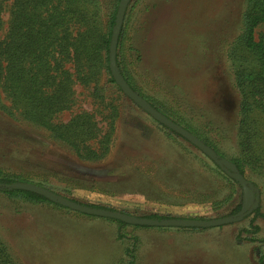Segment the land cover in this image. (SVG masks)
<instances>
[{
    "label": "rangeland",
    "instance_id": "obj_1",
    "mask_svg": "<svg viewBox=\"0 0 264 264\" xmlns=\"http://www.w3.org/2000/svg\"><path fill=\"white\" fill-rule=\"evenodd\" d=\"M244 1L130 0L124 22L133 87L214 143L232 171L237 167L230 158L238 151L234 72L238 62L252 66L245 64L248 56L237 46L231 51L237 55L228 53L240 32ZM10 3L2 13L4 21ZM94 11L104 25L107 5L99 2ZM254 35L264 37V22ZM99 84L106 88L101 98L89 86L72 85L71 107L58 112L55 120L93 122L96 135L86 138L93 148L112 124L108 151L77 156L66 142L22 119L15 103V117L0 111V168L41 182L63 198L135 216L213 219L228 216L239 202L241 208L230 216L250 208L253 189L233 179V192L229 176L203 151L107 83L106 73ZM257 142L244 177L260 189V214L253 223L259 227L255 236L264 239V133ZM223 199L218 209H211ZM252 215L250 211L230 223L197 229L120 225L57 202L12 200L0 193V242L12 264H118L134 240L133 264H258L261 242L236 237Z\"/></svg>",
    "mask_w": 264,
    "mask_h": 264
},
{
    "label": "trees",
    "instance_id": "obj_2",
    "mask_svg": "<svg viewBox=\"0 0 264 264\" xmlns=\"http://www.w3.org/2000/svg\"><path fill=\"white\" fill-rule=\"evenodd\" d=\"M8 1L0 0V29L2 25L6 24L2 34L0 31V111L15 117L14 108L16 107L14 104H20L21 109L18 114L22 119L45 128L54 139L66 142L77 156L89 158L92 155H103L108 151V140L113 131L112 124L100 139L101 143L98 147L93 148L86 142V138L96 135L95 132L98 128L93 122L87 121V118L81 121L72 119L68 122H59L55 120V116L58 112L71 107L70 96L74 92L72 89L74 84L91 87L94 97L101 98L106 89L105 85L99 84V77L102 73H106L107 83L114 84L121 91L115 84L108 66L111 30L115 22L119 0H11L9 15L4 21L2 13L6 9ZM99 2L108 7L107 22L104 25L100 24L98 14L94 11V9L97 10ZM89 5H92L93 9L88 8ZM127 14L126 8L117 42L116 64L125 81L137 92L129 80V70L124 53V22ZM263 22L264 0H245L240 16V32L233 40L234 46L229 48L230 51L228 50L230 57L237 55L235 52H231L237 46L248 56V62L245 64H252L251 67H247L238 62L234 72V86L239 94L236 109L238 151L230 159L243 176L246 164L250 163V154L254 152L252 151L253 146L258 143V138L264 133V130H260V125H264V37H255L254 35L255 27ZM142 97L145 98V96ZM146 100L148 101V99ZM148 102L156 110L199 138L215 152L218 158L225 156L196 128L187 125L152 102ZM170 131L176 136L179 135L173 130ZM227 178L234 192L235 182L233 179ZM18 181L45 187L41 182L30 180L27 176L7 172L0 168V193L12 200L52 203L44 196L34 192L5 187L6 184ZM250 184L253 189L255 188L254 196H259L258 186L254 183ZM48 189L50 190V188ZM229 197L226 196L224 199ZM224 199L214 202L211 209H218ZM86 205L114 210L94 204ZM240 208L241 202L229 215ZM251 213L253 215L248 227L240 230L236 237L239 240L248 239L261 242L258 264H264V239L255 236L259 227L253 223L260 214V206L257 205L251 210ZM141 217L155 220L184 218L157 213ZM185 218L209 219V217L202 216ZM116 221L120 225H129L119 220ZM180 227L198 228L187 225ZM134 241L131 246L125 248V258L118 264L134 263ZM0 264H12L1 242Z\"/></svg>",
    "mask_w": 264,
    "mask_h": 264
},
{
    "label": "water",
    "instance_id": "obj_3",
    "mask_svg": "<svg viewBox=\"0 0 264 264\" xmlns=\"http://www.w3.org/2000/svg\"><path fill=\"white\" fill-rule=\"evenodd\" d=\"M130 0H119L116 15H115V22L112 26L111 30V39L109 43V52H108V66L110 70V74L115 81V84L119 86L121 92L132 100L136 105H138L142 110L148 113L155 121L159 122L160 124L166 126L170 130H173L181 137L187 139L191 144L196 146L198 149L203 151L225 174H227L230 178L237 181L242 187H251V184L245 179V177L240 174L238 171H232L230 168L225 166L221 160L218 158L215 152L206 146L199 138L191 134L181 125L175 123L170 118L165 116L163 113L156 110L151 104L141 95L136 93L129 84L125 81L121 73L119 72L116 64V49H117V42L119 33L123 24V19L125 15V11L127 5ZM6 188L8 189H22L34 192L36 194L42 195L48 200L52 202H57L69 209L76 210L86 214H93L100 217L112 218L115 220H119L131 225H148V226H193L198 228H208L214 226H220L226 223H230L235 221L237 218H241L245 215V213L250 212L252 209L256 208L258 205V196H255L254 202L251 204L250 208L245 212H240L235 216H223L219 218L213 219H194V218H168V219H161L155 220L147 217L135 216L128 213L115 211V210H108L104 208H95L90 207L75 201H72L67 198H63L58 196L53 191L34 184L30 182H14L11 184H6ZM255 190V188L253 189Z\"/></svg>",
    "mask_w": 264,
    "mask_h": 264
}]
</instances>
